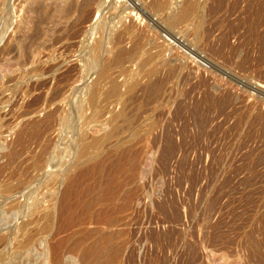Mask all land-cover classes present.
Segmentation results:
<instances>
[{
	"label": "rangeland",
	"instance_id": "374dc122",
	"mask_svg": "<svg viewBox=\"0 0 264 264\" xmlns=\"http://www.w3.org/2000/svg\"><path fill=\"white\" fill-rule=\"evenodd\" d=\"M190 4L192 18L177 21ZM102 27L122 45L95 49ZM99 58L113 79L100 77ZM96 74L106 86L93 119L83 103ZM259 113L264 0H0V264H56L63 239V259L78 262L103 236L99 264H264ZM113 171L124 195L66 226L67 186L69 202L90 199ZM28 201H40L35 222Z\"/></svg>",
	"mask_w": 264,
	"mask_h": 264
},
{
	"label": "bare ground",
	"instance_id": "6f19581e",
	"mask_svg": "<svg viewBox=\"0 0 264 264\" xmlns=\"http://www.w3.org/2000/svg\"><path fill=\"white\" fill-rule=\"evenodd\" d=\"M88 1V0H87ZM90 1H92V0H90ZM84 3V2H83ZM195 8V5H191L190 4V6H183L182 7V9H181V11H180V13H179V16L178 17H176L177 18V21H184L185 20V18L186 17H189V14H190V12L193 10ZM193 12H195V11H193ZM193 13H191V15H192ZM190 15V16H191ZM190 18H192V17H189V19ZM187 19V18H186ZM186 21V20H185ZM184 21V22H185ZM191 21V20H190ZM193 21V20H192ZM191 21V22H192ZM186 22H188V21H186ZM100 24V23H99ZM98 24V25H99ZM126 24V23H125ZM124 24V25H125ZM129 25V24H128ZM127 26V25H126ZM129 26H131V25H129ZM125 26H123V28H124ZM130 29V28H129ZM125 30V29H124ZM131 30V29H130ZM126 31V30H125ZM128 32H129V30H128ZM100 34H99V36H98V39H97V41H96V43H95V49H98L99 47H100V45H101V42L103 43V42H105V39H104V35H105V33H106V29L104 28V27H102V30L99 32ZM39 34V32L37 31L36 32V35H35V37L37 36ZM144 34V33H143ZM115 35H116V33H115ZM123 38L122 37H120V36H118V38L116 39V41L114 42V43H112V44H108V43H106V49H112L113 47H116V46H118V47H120L122 44H121V42L123 41L122 40ZM140 39V38H139ZM110 45V47H108ZM119 51V50H118ZM142 51V50H141ZM99 52V51H98ZM100 55V54H99ZM133 56V55H132ZM99 57V56H98ZM148 57V56H147ZM102 59V58H101ZM104 59V58H103ZM147 59V58H146ZM147 61V60H146ZM149 61V60H148ZM97 62V61H96ZM98 62H99V67L101 66L102 67V71H100L99 72V75H100V77L102 76V78H104V76H106V73H108V65H109V63L108 62H103V60L101 61L100 60V58H99V60H98ZM100 62H101V65H100ZM144 62V61H143ZM97 76L96 77H98V78H96L95 77V79L93 80V82H92V84H91V87H89V92H86L87 93V96L85 95V101H86V103H83L84 105V107H88V108H93V109H95L94 111H93V116H91L93 119H95L96 117H98V113L100 112V108L99 107H102V106H100V103L102 102L101 101V97H98V96H100V94H101V92H103V90H102V87H101V85L102 84H104V83H102L103 81H100V78H99V76H98V74H96ZM110 75V74H109ZM108 75V76H109ZM108 76H106V77H108ZM105 77V78H106ZM110 78H112L111 76H109ZM101 78V79H102ZM110 78H108V79H110ZM129 78H131V77H129ZM108 79H105V80H107V83L108 82H110V81H108ZM113 79V78H112ZM111 79V80H112ZM104 80V81H105ZM116 80V79H115ZM114 80V81H115ZM129 80V79H128ZM114 81H112L113 83H115ZM133 81H135V80H133ZM133 81H132V84H133ZM100 83H101V85H100ZM116 83H117V80H116ZM127 83V82H126ZM131 83V82H130ZM105 84H106V82H105ZM104 84V85H105ZM109 84H111V83H109ZM124 84V83H123ZM135 84V83H134ZM120 85V83L118 84H111L110 85V88L109 89H107L108 91H109V97L112 99V97H116V96H118L119 94H118V92H119V90H120V88H121V85ZM106 86V85H105ZM107 87H109V85H107ZM106 87V88H107ZM130 87V86H129ZM132 87V86H131ZM88 87H86V89H87ZM106 88H105V90L104 91H107L106 90ZM104 89V88H103ZM135 89V88H134ZM85 93V94H86ZM104 93V92H103ZM120 93V92H119ZM106 94V93H105ZM108 94V93H107ZM106 94V95H107ZM118 94V95H117ZM104 95V94H103ZM105 95V96H106ZM106 98V97H105ZM114 99V98H113ZM83 100V99H82ZM103 100V99H102ZM106 100V99H105ZM116 100V99H115ZM111 102H113V101H111ZM103 105V104H102ZM83 107V108H84ZM122 115V111H118V112H114L113 113V116L112 117H114V118H118V117H120ZM101 119V118H100ZM258 120H261V121H263V123H264V114H262V115H260V113H259V115H258ZM94 121V120H93ZM96 122L97 121H99L98 119L97 120H95ZM108 121V120H107ZM260 121V122H261ZM102 122V121H101ZM109 122V121H108ZM103 123V122H102ZM101 123V124H102ZM99 124H100V122H99ZM70 140V139H69ZM67 142V141H66ZM69 142H71V141H69ZM76 142L77 143H79L78 145V147H79V150H80V152H81V150H83L84 148H85V146H86V144H88L87 143V139L86 138H81V139H77L76 140ZM65 143V142H64ZM66 144V143H65ZM76 144V143H75ZM62 145L63 144H61V147H62ZM72 145H74V144H72ZM69 147H70V145H68ZM76 146V145H75ZM74 147V146H73ZM60 149H63V147L62 148H60ZM71 149V148H70ZM73 150V149H72ZM71 150V151H72ZM61 151V150H60ZM65 151V150H64ZM67 151V150H66ZM70 151V150H69ZM70 151V152H71ZM73 152V151H72ZM62 153V152H61ZM66 153H68V152H66ZM75 153V152H74ZM71 154V153H70ZM69 154V155H70ZM76 155V154H75ZM75 155H73V156H75ZM85 156V157H84ZM64 157H65V155H64ZM68 157V156H67ZM85 158V159H87V157L88 156H86V154L85 153H81L80 154V157L79 158ZM97 157V156H96ZM96 157H93V159H95ZM77 158H78V156H77ZM90 158V157H89ZM85 159H84V161H85ZM91 159V158H90ZM66 160V159H65ZM64 160V161H65ZM72 160H76V162H77V160L78 159H73L72 158ZM87 160H89V159H87ZM86 160V161H87ZM78 161H80V160H78ZM84 161H83V163H84ZM85 161V163L84 164H86L87 162ZM60 162V161H59ZM62 162H63V160H62ZM71 162V161H70ZM75 162V163H76ZM81 162V161H80ZM92 162V161H91ZM64 163V162H63ZM75 163L73 164V165H75ZM60 164H61V162H60ZM69 164V163H68ZM77 164H81V163H78L77 162ZM118 164V163H117ZM71 166V168H73V167H77V165H75V166ZM82 165V164H81ZM60 166V165H59ZM89 166V165H88ZM60 167H62V166H60ZM64 167L66 168V166L64 165ZM79 167V166H78ZM77 167V168H78ZM118 167V166H117ZM69 168H70V166H69ZM60 169V168H59ZM62 169H63V167H62ZM67 169V168H66ZM75 169V168H74ZM73 169V170H74ZM88 169H90V167L88 168ZM120 168H118V170H119ZM110 170V169H109ZM108 170V171H109ZM113 170H115V169H113ZM61 171V170H60ZM59 171V172H60ZM63 171H65L66 173L67 172H71V171H66L65 169H63L62 170V172ZM86 171V170H85ZM121 171V170H120ZM58 172V171H57ZM84 172V171H83ZM98 172V171H97ZM105 172H106V170H105ZM104 172V173H105ZM109 172H111V171H109ZM115 171H113L112 172V175L111 176H109V178L107 179V183H108V185H105V187L104 188H102V190L101 191H99L98 193H96V195L93 197V198H90V199H82L80 196V199H79V201H76L75 200V202H69L68 201V197H69V195H71V193L73 192V190L74 189H72V192L69 194V190L71 189V186L70 185H68V184H71V183H69V182H65V183H68L67 185V187H68V189L69 190H67L66 191V193H65V196H64V200H66L67 201V203H68V219H67V223H68V225H66V226H69V227H71L72 225H76V224H79V223H82V222H85V221H87L86 220V215H88L89 213H90V211L93 209V204L94 203H96L95 201H98L99 199H101V198H103V200H105V199H108V200H114L115 199V197L117 196V195H119V190H120V185L117 183V185L115 186V185H113L112 184V182H114V175H113V173H114ZM64 173V172H63ZM108 174V173H107ZM56 175V174H55ZM54 175V176H55ZM64 175V174H63ZM70 175H72V174H70ZM69 175V176H70ZM101 175V174H100ZM106 175V174H105ZM104 175V176H105ZM109 175V174H108ZM124 175V174H123ZM50 176H52V175H50ZM54 176H53V178H54ZM58 176V175H57ZM61 176V175H60ZM67 176H68V174H67ZM67 176H65V177H67ZM103 176V177H104ZM122 176V175H121ZM56 177V176H55ZM76 176L74 175V176H70V178H68V179H70V182H72L73 180H74V178H75ZM116 177V176H115ZM52 178V179H53ZM119 178H120V176H119ZM59 179H61V178H59ZM128 179V178H127ZM54 180V179H53ZM52 180V181H53ZM56 180H58V179H56ZM50 181V180H49ZM55 181V180H54ZM63 181V180H62ZM65 181V180H64ZM67 181V180H66ZM76 181V180H75ZM104 181H105V179H104ZM124 181V180H123ZM125 181H127V180H125ZM124 181V182H125ZM258 181H260V180H258ZM96 182V181H95ZM118 182H120L119 180H118ZM129 182V181H128ZM48 183V182H47ZM51 182H49V187H50V184ZM57 182H55V183H53V184H56ZM75 183V182H74ZM96 183H98V182H96ZM96 183H95V185H96ZM102 183V182H101ZM121 183V182H120ZM127 183V182H126ZM260 183V184H259ZM258 183V185H259V187H264V181H261V182H259ZM52 184V185H53ZM64 184V183H63ZM102 184H106V181H105V183L103 182ZM115 184H116V182H115ZM129 184V183H128ZM43 185V184H42ZM45 185V184H44ZM51 185V186H52ZM66 185V184H65ZM73 185H76L77 186V184H73ZM88 185V184H87ZM91 185H93V184H91ZM91 185H90V188H92L91 187ZM122 185V184H121ZM48 187V184L47 185H45V187ZM57 186V185H56ZM81 186V185H80ZM79 186V187H80ZM48 187V188H49ZM74 187V186H73ZM247 187V186H246ZM51 188V187H50ZM75 188V187H74ZM89 188V187H88ZM87 188V189H88ZM122 188V187H121ZM56 189V188H55ZM78 189V188H77ZM53 190V189H52ZM58 190V189H57ZM86 190V189H85ZM84 190V191H85ZM92 190V189H91ZM93 190H94V188H93ZM125 190V189H124ZM87 191V190H86ZM88 191H89V189H88ZM51 192V191H50ZM52 192H54V191H52ZM74 192H75V190H74ZM78 192H79V190H78ZM90 192V191H89ZM126 192H127V190H126ZM55 193V192H54ZM54 193H52L53 195H55ZM57 193V192H56ZM59 193V192H58ZM84 193V192H83ZM73 194V193H72ZM122 194L124 195V193L122 192ZM122 194H120L119 196H121ZM129 194V195H128ZM59 195V194H58ZM75 195H77V193L75 194ZM83 195H85V194H83ZM90 195V194H89ZM71 196H74V194L73 195H71ZM31 197H33V196H31ZM56 197V196H55ZM63 197V196H62ZM85 197V196H84ZM123 197V196H122ZM125 199L126 200H128L126 203H125V205H128L131 201H132V197L130 196V193L128 192L125 196ZM74 198V197H73ZM31 199V198H30ZM34 199V198H33ZM42 199V198H41ZM59 199V198H58ZM72 199V198H71ZM76 199V198H75ZM26 200V199H25ZM34 200H37L36 198L34 199ZM38 200H40V199H38ZM56 200H57V197H56ZM62 200H63V198H62ZM78 200V199H77ZM24 201V200H23ZM42 201V200H41ZM71 201V200H70ZM38 202H40V201H37V203H35L34 204V207H33V210H31V211H33L32 212V215H33V217H32V219L30 218V217H26L27 219H31L32 221H33V219H35L36 217H37V215L39 214V212H40V209H41V205H40V203H38ZM28 203H29V201H28ZM28 203H25V204H28ZM57 203V202H56ZM56 203H54V204H56ZM103 203V202H102ZM14 204H16L15 202H14ZM13 204V205H14ZM24 203L22 202V204L21 205H23ZM30 204L31 203H29V206H30ZM105 204V203H104ZM20 205V204H19ZM10 206V205H9ZM11 206H12V204H11ZM15 206V205H14ZM25 206V205H24ZM23 206V207H24ZM28 206V205H27ZM30 206V207H31ZM113 206V205H112ZM123 205H118V209H120L121 207H122ZM17 207H19V206H17ZM21 207V206H20ZM26 207V206H25ZM29 207V208H30ZM54 207V206H53ZM100 207V206H99ZM16 208V207H15ZM28 207H26L25 209H27ZM98 208V207H97ZM101 208V207H100ZM116 208V206H114V207H112V210H116L117 209ZM213 208V207H212ZM21 209V208H20ZM24 209V208H23ZM24 209V210H25ZM32 209V208H31ZM103 209L104 208H102V211H103ZM117 209V210H118ZM16 210V209H15ZM23 210V211H24ZM105 210V209H104ZM111 210V209H110ZM21 211H22V209H21ZM26 211L27 210H25L24 211V213H25V215H26ZM30 211V212H31ZM96 211H97V209H96ZM213 211V210H212ZM20 211L18 210V213H19ZM27 212H29V210L27 211ZM93 212V211H92ZM95 212V211H94ZM108 212H110L109 210H108ZM112 212H114V211H112ZM22 213V212H21ZM98 213V212H97ZM96 213V214H97ZM111 213V212H110ZM103 213H101V215H102ZM19 215H20V213H19ZM98 215V214H97ZM97 215H95V216H97ZM18 216V215H17ZM22 216V215H21ZM24 216V215H23ZM93 216H94V213H93ZM97 217H99V216H97ZM18 219H19V217H17ZM21 219H22V217H20ZM24 218V217H23ZM25 218V219H26ZM93 218H95V217H93ZM105 218V217H104ZM111 218L112 217H110L109 219L111 220ZM39 219V218H38ZM97 219V218H96ZM108 219V218H107ZM17 220V219H16ZM23 220V219H22ZM31 220H27L28 221V223L31 221ZM99 221H104V219L103 218H100V219H98ZM97 220V221H98ZM24 221H26V220H24ZM36 220H34L33 222H35ZM98 221V222H99ZM106 221V220H105ZM114 221V220H113ZM56 222H57V220H56ZM94 222V221H93ZM97 222V223H98ZM110 222H112V220L110 221ZM18 223V222H17ZM17 223H15V224H17ZM20 223H22V222H19L18 224V226H16V227H18L19 229H20V227H21V231L23 230V229H25V225L22 223V224H20ZM100 223V222H99ZM109 223V222H108ZM33 224V223H32ZM106 224V223H105ZM112 224V223H111ZM27 225V224H26ZM203 225V224H202ZM28 227V226H27ZM26 227V228H27ZM243 228V226H241V229ZM216 231V238H218V239H222V240H225L228 236V232L230 231V229L228 228V229H215ZM222 230V231H221ZM233 230H234V228H233ZM27 232H28V230H26ZM235 231L237 232V233H239L238 231H239V228H235ZM11 232L13 233V235H15V231L14 230H11ZM24 232V231H23ZM26 232V233H27ZM213 234H214V232H213ZM240 234V233H239ZM244 235H245V238H247L248 240L250 239V234L247 232V231H244V233H243ZM10 236V235H9ZM85 237V236H84ZM3 236H0V242L3 240ZM15 238V237H14ZM100 242V244L98 243V245H97V242ZM98 241H96L95 243H94V246L93 247H89V248H91V249H89L90 250V252L89 253H87V254H85V256H83V257H81L80 259V261H74V260H71V261H67V260H64L63 259V257H64V255H65V252H66V243H67V239H63V240H61V241H59L58 243H56L55 245V249H53V252H52V258H54V261H55V263L56 264H81V261H83V263L84 264H99V262H100V258H101V256L103 257V258H105V255H101V254H103V249H105V248H103V247H106V246H104V244H106V245H108L109 244V239L108 238H106V237H101ZM12 242V241H11ZM76 243V242H75ZM103 244V245H102ZM255 245V244H254ZM8 246V245H7ZM103 246V247H102ZM9 247V246H8ZM7 249V248H6ZM50 251V250H49ZM113 257H114V255H112V256H110L109 258H110V260L111 259H113ZM108 258V257H107ZM0 260L1 261H3L2 260V258H0ZM5 260V259H4ZM262 260V259H261ZM0 261V262H1ZM53 261V260H52ZM4 262V261H3Z\"/></svg>",
	"mask_w": 264,
	"mask_h": 264
}]
</instances>
